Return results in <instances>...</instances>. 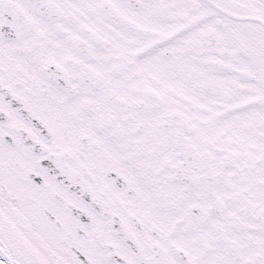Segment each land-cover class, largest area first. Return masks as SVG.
Here are the masks:
<instances>
[{
	"label": "snow or ice",
	"instance_id": "6c2138e0",
	"mask_svg": "<svg viewBox=\"0 0 264 264\" xmlns=\"http://www.w3.org/2000/svg\"><path fill=\"white\" fill-rule=\"evenodd\" d=\"M0 264H264V0H0Z\"/></svg>",
	"mask_w": 264,
	"mask_h": 264
}]
</instances>
